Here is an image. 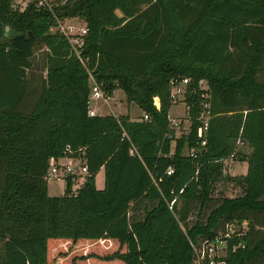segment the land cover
Returning <instances> with one entry per match:
<instances>
[{"label":"trees","instance_id":"obj_1","mask_svg":"<svg viewBox=\"0 0 264 264\" xmlns=\"http://www.w3.org/2000/svg\"><path fill=\"white\" fill-rule=\"evenodd\" d=\"M13 1L0 0V264H190V243L213 239L230 220L246 221L248 230L229 239L224 264L264 259V232L256 230L264 228V0H66L54 13L38 0L23 10ZM77 17L87 29L85 65L68 38L50 30ZM35 48L46 51V75L29 103ZM87 70L106 96L121 89L150 119L90 116ZM182 77L192 88L191 130L170 155L169 80ZM200 79L208 81L212 113L203 149ZM239 139L251 148L235 157L247 162L233 178L242 194L190 221L192 205L200 211L211 200ZM185 145L198 148L196 158L183 155ZM67 146L73 157L84 149L87 173L75 191L74 174L66 175L64 193L51 196L49 161L65 157ZM180 189L170 210L171 191ZM239 242L244 248L231 251Z\"/></svg>","mask_w":264,"mask_h":264},{"label":"built area","instance_id":"obj_2","mask_svg":"<svg viewBox=\"0 0 264 264\" xmlns=\"http://www.w3.org/2000/svg\"><path fill=\"white\" fill-rule=\"evenodd\" d=\"M33 1V0H28ZM66 0H60L59 4H63ZM37 7L47 9L51 13H54V1L53 0H38L36 3ZM58 22V21H57ZM58 24V23H57ZM53 27L50 28L51 31ZM70 29V28H69ZM86 27L83 26L79 29V32L77 35L70 36L68 33H63L69 40L73 52L78 56L81 63L85 65L84 60L80 57V48L83 44V37L86 34ZM54 32V31H53ZM89 98L93 99H102L106 104H108V99L111 96H106L102 89L100 88V85L94 80V78L91 75V72L89 70ZM190 78L188 77H182V78H171L169 80V93H170V99L172 101V105H175L179 102L184 103L185 107V117L180 118L174 117L171 114H168V129L173 132L168 134V137L171 138V150L170 155L173 153L175 148V140L182 135H188L191 130V123L192 120L189 115V106L187 105L185 101V95L186 93L192 89L189 88ZM197 92L199 97V113L197 117H195V121L197 122L196 126V143L200 146V148H204L207 144V137H208V127H209V121L211 119L212 113H211V92L209 88L208 81L206 79H200L197 82ZM153 104L157 109H159L160 102L158 97H153ZM88 114L90 116L96 115L95 111L92 108H88ZM150 118L147 113H143V115L138 118L137 120L141 121H148ZM183 125V126H181ZM182 128V130H181ZM182 131V133H181ZM125 135V133H123ZM245 144L240 139L236 141V147L239 145ZM234 153H232L228 158H232L234 154H236V148ZM67 155L71 158V161L67 165L58 166V159L51 158L49 161V168L46 174L47 180L49 178L60 180V176L58 173V168L62 167L64 178L65 176L70 172L71 174H74V171L76 170L77 164H73L72 162L74 160L81 161L82 170L83 172L87 173V168L84 160V149L80 148L76 152L79 153L78 157H73L72 154L74 153L68 146L66 147L64 151ZM129 153L132 155H138V151L134 144H130ZM183 155L188 156L189 158H196L198 155V148L197 147H188L185 145L182 151ZM65 156V157H66ZM225 160V159H224ZM223 160V161H224ZM199 171V164L196 166V170L194 172V177H197ZM173 172L172 167H168L166 170V174L170 175ZM183 189H180L178 194L175 193L173 190L171 191V194L173 195L172 199L168 202V207L170 210H172V207L174 203L176 202V199L178 195L182 192ZM248 230V224L246 221L238 222L237 220H230L223 222L220 227L217 229L216 235L213 239L200 237L197 239L195 243H190L192 250H193V257L190 264H224V257L226 256L228 252V241L229 239L233 237H241L246 234ZM244 248V245L242 242H239V244L232 246L231 251H234L236 248Z\"/></svg>","mask_w":264,"mask_h":264},{"label":"rangeland","instance_id":"obj_3","mask_svg":"<svg viewBox=\"0 0 264 264\" xmlns=\"http://www.w3.org/2000/svg\"><path fill=\"white\" fill-rule=\"evenodd\" d=\"M54 5L59 6L60 0H53ZM28 0H14L13 8L18 10H23L28 3ZM118 15L121 16V13L118 11ZM84 26V21L81 18H64L58 21L56 26H53V31H59L63 33H68L77 35L79 29ZM70 28V29H69ZM52 31V32H53ZM70 35V36H73ZM45 49L44 48H35L32 56L33 67L28 71L29 78V96L27 97V101L32 103L33 98L38 92L39 85L41 84L42 79L46 75V71L44 69L45 65ZM108 104L104 102L102 99H93L89 98V107L95 110L97 113L103 114H112L114 113H122L123 115L128 114L132 119H138L143 115V111L134 103H128L125 97L124 92L121 89L115 90L111 97L107 100ZM169 114L174 117H180L181 119L185 117V107L183 102H179L175 105H172L169 111ZM183 120V119H182ZM183 126V125H181ZM182 130V128H181ZM182 133V131H181ZM236 154L232 158L225 159L221 164V173L218 176L217 180L214 182V187L212 191V198L209 202H207L204 207L199 211V204L194 203L189 212V220L194 221L197 218L201 220H205L208 215L210 209L215 206L217 203L221 202L224 197H236L242 194V188L237 183V181L233 178L236 176H240L246 173L247 162L246 160L238 161L236 158L238 154H248L251 151V148L247 144L239 145L236 147ZM236 157V158H235ZM71 158L69 156L59 158L57 163L58 166H63L69 164ZM73 164H77L76 170L74 171V179L72 190L75 191L77 188L81 186L84 182L86 173L82 170L81 161L74 160ZM60 180L49 178L48 179V193L51 196H60L64 193L65 189V180L64 173L62 167L58 168ZM104 172L101 170L96 175V185L97 189L101 190L104 187V184L101 183L103 179ZM232 178V179H231ZM138 214H141L139 211ZM256 230L259 232H264V228L256 225ZM262 234V233H261ZM255 264H264V259H257Z\"/></svg>","mask_w":264,"mask_h":264},{"label":"crops","instance_id":"obj_4","mask_svg":"<svg viewBox=\"0 0 264 264\" xmlns=\"http://www.w3.org/2000/svg\"><path fill=\"white\" fill-rule=\"evenodd\" d=\"M94 111H95V110H94ZM169 111H170V110H169ZM95 113L98 114V115H103V113H97L96 111H95ZM112 114L118 115V113H114V112H113ZM119 114L123 115L122 113H119ZM131 119H132V118H131ZM101 170H102V169H101ZM101 170H100V171H101ZM100 171H99V172H100ZM99 172H98V173H99ZM98 173H97V174H98ZM97 174H96V175H97ZM242 175H243V173H242ZM95 183H96V177H95ZM101 183L104 184V176H103V179L101 180ZM96 187H97V185H96ZM48 191H49V189H48Z\"/></svg>","mask_w":264,"mask_h":264},{"label":"water","instance_id":"obj_5","mask_svg":"<svg viewBox=\"0 0 264 264\" xmlns=\"http://www.w3.org/2000/svg\"><path fill=\"white\" fill-rule=\"evenodd\" d=\"M71 173L69 172L67 175H70Z\"/></svg>","mask_w":264,"mask_h":264}]
</instances>
